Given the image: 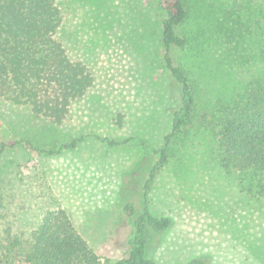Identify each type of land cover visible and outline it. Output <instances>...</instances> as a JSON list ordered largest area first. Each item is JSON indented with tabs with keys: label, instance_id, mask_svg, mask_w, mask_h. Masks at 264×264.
<instances>
[{
	"label": "rangeland",
	"instance_id": "374dc122",
	"mask_svg": "<svg viewBox=\"0 0 264 264\" xmlns=\"http://www.w3.org/2000/svg\"><path fill=\"white\" fill-rule=\"evenodd\" d=\"M186 1V43L170 56L186 74L195 105L166 144L180 87L163 59L159 0H55L62 14L56 39L71 60L88 67L93 84L58 125L0 100V264L18 255L3 245L28 241L43 214L58 206L99 264L126 258L133 223L122 208L132 203L141 211L142 185L158 160L154 151L164 145L147 206L171 226L149 233L147 256L160 264L194 258L264 264V194L252 178L222 169L209 125L218 102L250 74L264 6ZM80 137L72 149L45 153Z\"/></svg>",
	"mask_w": 264,
	"mask_h": 264
},
{
	"label": "trees",
	"instance_id": "16d2710c",
	"mask_svg": "<svg viewBox=\"0 0 264 264\" xmlns=\"http://www.w3.org/2000/svg\"><path fill=\"white\" fill-rule=\"evenodd\" d=\"M256 1L263 8L264 0ZM187 5L186 0H159L158 4L164 14L160 30L165 67L180 87V105L173 116L171 133L165 137L166 144L189 120L195 105L186 74L173 64L170 56L172 48L185 46L181 28L188 16ZM61 24L62 14L55 0H0V100L25 106L34 116L56 125L63 122L71 105L93 84L88 67L71 60L56 39ZM255 25L257 51L248 65L250 74L228 99L218 102L219 114L211 118L209 125L217 141L222 169L252 178L258 193L264 194V30L260 21ZM82 138L45 153L72 149ZM103 141L109 146L120 144ZM23 144L39 150L26 142ZM154 154L158 160L142 185L141 211L136 213L132 203L122 208V213L133 223L126 242L130 247L128 255L105 264H160L147 256L149 233L167 230L171 220L150 212L147 192L154 171L165 162L166 145ZM3 247L8 251L18 249V255L7 257L5 264H99V257L59 206L43 214L28 241L14 239ZM186 264H205V261L194 258Z\"/></svg>",
	"mask_w": 264,
	"mask_h": 264
}]
</instances>
